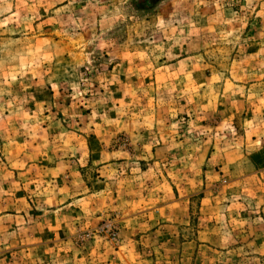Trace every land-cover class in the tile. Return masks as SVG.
<instances>
[{
    "label": "rangeland",
    "instance_id": "1",
    "mask_svg": "<svg viewBox=\"0 0 264 264\" xmlns=\"http://www.w3.org/2000/svg\"><path fill=\"white\" fill-rule=\"evenodd\" d=\"M0 264H264V0H0Z\"/></svg>",
    "mask_w": 264,
    "mask_h": 264
},
{
    "label": "crops",
    "instance_id": "2",
    "mask_svg": "<svg viewBox=\"0 0 264 264\" xmlns=\"http://www.w3.org/2000/svg\"><path fill=\"white\" fill-rule=\"evenodd\" d=\"M162 150H164V148H162V147H159V148H157V151H162ZM64 166V165H63ZM72 171H74V170H72ZM64 174H66V173H64ZM73 175L76 177H79L80 178V181H81V176H80V174L79 173H73ZM80 181L76 178V182H77V185H79L80 184ZM83 181V180H82ZM82 184L84 185V182H82ZM62 194H65V192L64 191H61L60 193H57V196L56 197H59V195H62ZM167 195H168V198H171L170 197V192H167ZM81 196H83V195H80V193L78 194V195H76L75 193L74 194H71L70 192H67V195H64L61 199H63V201H61L60 203H59V208L58 209H56V213L57 212H59L60 214L59 215H65L66 214V212L67 211H69L70 209L67 207V206H69V205H71V202L74 200V201H76V200H81V199H84V200H86L87 198H89V196H83V197H81ZM167 205V204H166ZM165 210V207H162V211H164ZM162 211H160V212H162ZM46 214H47V212H46ZM161 216H163V215H161ZM162 222H164V221H162ZM160 223V222H159ZM187 223V222H186ZM164 224V223H163ZM164 227H167V224H164L163 225ZM168 227L170 228V225H168ZM186 243H188V242H182V244H186Z\"/></svg>",
    "mask_w": 264,
    "mask_h": 264
}]
</instances>
